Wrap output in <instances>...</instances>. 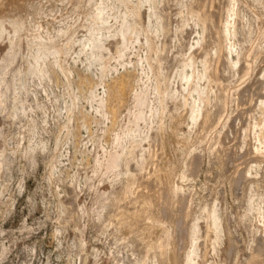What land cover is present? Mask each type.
<instances>
[{"label": "rangeland", "instance_id": "rangeland-1", "mask_svg": "<svg viewBox=\"0 0 264 264\" xmlns=\"http://www.w3.org/2000/svg\"><path fill=\"white\" fill-rule=\"evenodd\" d=\"M0 264H264V0H0Z\"/></svg>", "mask_w": 264, "mask_h": 264}, {"label": "bare ground", "instance_id": "bare-ground-1", "mask_svg": "<svg viewBox=\"0 0 264 264\" xmlns=\"http://www.w3.org/2000/svg\"><path fill=\"white\" fill-rule=\"evenodd\" d=\"M200 7H202V6H200ZM200 8H198V10H199ZM203 9V8H202ZM137 10H139V9H137ZM136 11V10H135ZM139 12H137V14H138ZM202 13H204V12H202ZM136 14V15H137ZM140 14V13H139ZM200 15H201V10H200ZM204 15V14H203ZM206 15V14H205ZM205 15H204V17H205ZM203 17V18H204ZM201 18H202V16H201ZM205 19H206V17H205ZM130 23H131V21L130 22H126L125 23V26H126V31H124L123 32V34H122V38H125V35H126V33H128L130 30H128V29H130ZM222 25V24H221ZM227 25L226 24H224V25H222V28H221V34H222V36H221V34L219 35L220 36V38L219 39H221V38H223L224 36L223 35H225L226 36V34H227V32L229 31V30H227ZM220 29V28H219ZM218 29V31L220 32V30ZM229 29V28H228ZM128 30V31H127ZM122 32V31H121ZM126 37H127V35H126ZM100 39V38H99ZM126 39V38H125ZM218 39V40H219ZM96 41V40H95ZM123 41H124V39H123ZM126 41V40H125ZM223 41V40H222ZM99 42V41H98ZM128 42V41H127ZM220 43H222L221 42V40L219 41ZM100 43V42H99ZM223 44V43H222ZM221 44V45H222ZM96 47V46H95ZM100 47H102V46H100ZM223 47V46H222ZM98 49H100V48H98ZM99 51V50H98ZM206 75V74H205ZM208 75V74H207ZM144 97V96H143ZM143 97H139L138 98V104L140 105V106H143V105H145V100H144V98ZM138 105V106H139ZM142 108V107H141ZM139 113V112H138ZM140 116H141V114H140ZM139 117V116H138ZM257 153V152H256ZM254 154V158H256V157H258V154ZM119 161H120V155L119 154H114L113 156H111L110 157V160H109V167L110 168H115V167H117L118 165H119ZM153 179V178H152ZM211 214V213H210ZM210 225H211V227H212V229L213 230H215L216 232H217V230H218V228H219V219H218V216H217V214L215 213V212H213L212 214H211V216H210Z\"/></svg>", "mask_w": 264, "mask_h": 264}]
</instances>
